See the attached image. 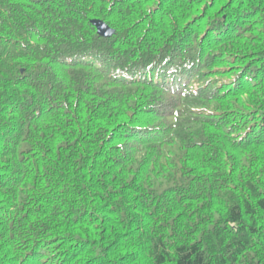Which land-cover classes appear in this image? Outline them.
Instances as JSON below:
<instances>
[{
  "label": "trees",
  "instance_id": "1",
  "mask_svg": "<svg viewBox=\"0 0 264 264\" xmlns=\"http://www.w3.org/2000/svg\"><path fill=\"white\" fill-rule=\"evenodd\" d=\"M0 264H264V0H0Z\"/></svg>",
  "mask_w": 264,
  "mask_h": 264
},
{
  "label": "water",
  "instance_id": "2",
  "mask_svg": "<svg viewBox=\"0 0 264 264\" xmlns=\"http://www.w3.org/2000/svg\"><path fill=\"white\" fill-rule=\"evenodd\" d=\"M93 24L96 26L98 33L101 36L110 37L114 34V30L111 29L108 24H106L104 21L95 19L93 20Z\"/></svg>",
  "mask_w": 264,
  "mask_h": 264
}]
</instances>
